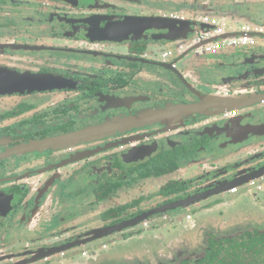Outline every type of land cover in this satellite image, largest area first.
Wrapping results in <instances>:
<instances>
[{
    "label": "flooded vegetation",
    "instance_id": "1",
    "mask_svg": "<svg viewBox=\"0 0 264 264\" xmlns=\"http://www.w3.org/2000/svg\"><path fill=\"white\" fill-rule=\"evenodd\" d=\"M84 5L79 10L71 0H0V70L62 82L51 89L0 93V101H9L0 102V202L9 205L7 210L5 204L0 206V239L31 231L38 218L48 214L62 224L49 231L44 243L36 239V247L34 240L0 247V264H49L52 256L86 257L96 251L101 262L114 264L112 253L121 248L114 244L108 255L104 241L141 238L149 230L170 228L179 213L206 212L220 202L219 192L230 181L238 176L243 180L264 165V115L253 121L254 128L240 127L235 123L242 112L212 100L239 93L243 98L238 104L260 102L247 112L264 114V59H256L264 57V43H256V38L264 39V0H84ZM112 8L130 16L190 21V32L174 36L176 46L173 40L157 38L162 31L153 30L138 40L132 35L122 39L121 32L103 33L106 38L100 39L102 18L115 14ZM233 14L261 23L255 27L263 30V37L250 32L259 37L207 52L205 46L215 36L209 35L203 45L199 35L212 31L211 19L228 16L235 22ZM254 14L261 19L251 17ZM223 23L233 33L241 26L234 28L225 19ZM111 37L121 40L109 41ZM189 38L194 59L217 69L216 74L197 73L189 82L178 69L175 55L183 52ZM252 62L261 63L256 71L261 74L240 68L226 74L232 64L248 68ZM220 110L224 113L218 124L205 117ZM222 132L224 137L210 142ZM39 141L51 144L22 150ZM244 186L262 202L254 201L256 209L264 208V177L226 192L235 195ZM61 197L67 199L66 208ZM189 197L197 201L167 209ZM255 231L264 229L249 225L220 236L206 232L197 253L180 249L173 264L203 258L212 240ZM100 233L105 234L88 241ZM60 247L64 249L55 252Z\"/></svg>",
    "mask_w": 264,
    "mask_h": 264
},
{
    "label": "rangeland",
    "instance_id": "2",
    "mask_svg": "<svg viewBox=\"0 0 264 264\" xmlns=\"http://www.w3.org/2000/svg\"><path fill=\"white\" fill-rule=\"evenodd\" d=\"M234 15V14H233ZM222 16V15H221ZM262 15L254 14V18L261 19ZM228 16L220 17L231 22L234 28H238L240 25H249L250 27H255L261 23H257L254 20L247 17H239L234 15L236 18L235 22L227 19ZM221 20V19H220ZM191 36V34H190ZM192 42V39L189 38V41L183 45V54L175 55L177 67L181 73L186 76V79L190 82L191 78L195 76V74H216L217 69L206 68L202 65L203 62L201 60L194 59V54L191 50L188 49V44ZM256 43H264V39L256 38ZM172 44L176 46L179 44V40H173ZM167 46V45H166ZM172 45L166 47L167 49L171 48ZM176 48H173V51L176 52ZM221 53V52H220ZM223 53V52H222ZM158 59L160 58L157 55ZM61 60V57L58 58L57 62ZM69 58H65L64 61H68ZM208 62V61H205ZM63 68V67H62ZM214 72V73H210ZM0 102H9L8 99L2 100ZM216 167L209 171L217 170ZM206 168H204L205 171ZM211 173V172H210ZM188 175V174H187ZM49 187L48 189H50ZM246 187L238 188V192L235 195H231L228 192H224L219 198L220 202L216 203V205L207 210L206 212H189L179 213L176 215L173 220V224L170 225V228L165 230H149L144 232L141 238H126L125 240H120V242H112V239H108L104 241L108 250L105 251L106 254L112 255V263L120 264L124 262L126 259L130 262H138L135 264H157V261L167 262V264H173L177 261V251L180 249H185L188 254L197 253L198 248L202 245L203 240L201 237L206 234V232H214L216 234L224 235L231 231H237L240 229H246L249 225L258 228L259 230L264 229V208L256 209V204L254 201L262 203L261 201L253 198L246 190ZM40 192V190H39ZM38 192V194H39ZM44 193V195L49 194ZM264 193V192H263ZM37 194V195H38ZM255 195L259 197L262 196V192L255 191ZM264 197V194H263ZM59 201V197H56ZM61 202L64 204L63 208L67 206V199L65 197H61ZM185 214L186 217H185ZM62 216V214H60ZM47 218H38V222L32 225L31 231L20 233L19 235H9L4 237L5 241L0 239V247H16V245H21L22 243L29 242L34 240L33 247L40 244V242L36 243V239L41 238V243H44V239L48 240L49 231L55 228H58L62 224L55 221L52 217ZM180 220V221H179ZM180 222V223H179ZM17 231V228H16ZM156 234V239L148 238L147 236ZM209 240H212L209 239ZM201 241V244H197ZM116 244V247L119 246L121 249L116 250L114 253L110 250ZM122 244V246H120ZM200 245V246H199ZM9 246V247H8ZM102 252V251H101ZM99 251H96L95 254H89L86 257L81 256L79 253L74 254H66L65 258H50L49 264H104L97 257ZM166 256V258H164ZM163 259H166L163 260ZM4 264H7L5 262ZM33 264H37L34 262ZM43 264V263H42Z\"/></svg>",
    "mask_w": 264,
    "mask_h": 264
},
{
    "label": "water",
    "instance_id": "3",
    "mask_svg": "<svg viewBox=\"0 0 264 264\" xmlns=\"http://www.w3.org/2000/svg\"><path fill=\"white\" fill-rule=\"evenodd\" d=\"M71 3L76 7L79 8V10H82L85 5H84V0H71ZM118 7H122V9H124V5H120ZM125 9H128L127 7H125ZM112 10L115 14H107L105 16H103L104 18H102L103 20V27L100 28V39L101 38H106V37H102L104 34L103 33H108V34H112L115 32L118 33H122L123 34V38L124 39L127 35H132L133 40H138L140 38H143L142 34L143 32L146 31H162L164 34L161 35V37H157V38H163L164 40H175L176 37L174 36H179V35H184V33L187 31L190 32V25L191 22L190 21H182V20H176L173 18H164V17H152V16H130V15H126L124 14V12L120 11L119 9H110ZM118 13V14H116ZM193 16H189L190 19H192ZM221 22H223V18H220ZM116 20V21H114ZM203 27H207V25H203ZM206 32V31H202ZM229 34H234L232 32H229ZM228 32L225 33L226 36L229 35ZM260 37H263V35L259 34ZM254 36H258V34H250V39L252 40V38ZM224 39V37H215V39ZM109 41H113V42H120V40H117L115 37H111L108 38ZM209 43L208 40H205L203 42V45ZM264 49V48H263ZM195 50V49H192ZM258 56L256 59H264L263 56L256 55ZM245 63H236V64H232L231 65V69L228 72V74L231 71H237L239 68L240 70L245 69L247 74H261V73H256V71L260 68L261 69V63L260 62H252V64H250V66L248 68L244 67ZM264 70V69H262ZM264 73V71H262ZM237 73H240L239 71ZM235 73V74H237ZM244 73V72H243ZM244 73V74H246ZM46 80V81H45ZM44 80V77L42 76H36V75H30V74H15V73H10L4 70H0V93H4V92H22L24 90H31V89H51L54 87H61L62 86V82L59 79H53L51 77H46V79ZM253 96V95H250ZM224 98V100H223ZM221 99H212L215 101V103L218 106H225L222 108H226L228 110H238L240 112H242V116L240 118V120L238 121L237 124L240 127H255L257 125L252 124L253 121H258L260 119V117H262L261 119H263V113L261 111L258 112H247V108H251L252 106L258 105L260 104L259 101L253 102L251 104H238V101L243 98L240 97L239 93H232L229 96L224 95V97ZM223 100V101H222ZM192 106H188V109L191 110ZM224 113V110H220V111H213L210 112V114H205V117L209 120H214L215 123L218 124V122H220V117L219 115ZM251 133V132H250ZM254 133V132H253ZM224 133H220V135L215 138V139H211L210 142H214L218 139H220L221 137H224ZM47 145V144H51L48 141H39V142H34V143H30L28 145H24L22 147V150H30V149H38L41 148V146L43 145ZM261 161H264V157L261 159ZM243 176H246L245 179L242 180V176H238L236 178H234L232 181H230V184L227 185V189L226 190H222L219 193H224L226 191H228L229 189L233 188V187H239V186H243L245 185L248 181H251L253 179H259L264 177V165H262L260 168H258L254 173H248L245 174ZM217 193V194H219ZM38 195H41V191L39 192ZM1 200V199H0ZM194 201H197V197H192V198H186L180 202H176V203H172L169 206H167V209H177V208H186V206L192 204ZM5 204V209H9V205L6 202L2 203L0 202V206ZM137 219H144L143 217H139ZM131 222H125L123 224H129ZM120 226V225H118ZM108 231V230H107ZM105 234V233H104ZM104 234L100 233V234H96L94 235L92 238H90V240L88 241H94L96 239H99L101 236H103ZM60 249H64L62 247L60 248H55V252L60 251ZM50 251V250H49ZM44 255H51L52 253H48V252H44ZM45 257V256H43ZM42 258V255L39 257L34 256L32 258V260H30L29 262H33L36 260H39ZM14 264H21V263H14Z\"/></svg>",
    "mask_w": 264,
    "mask_h": 264
},
{
    "label": "trees",
    "instance_id": "4",
    "mask_svg": "<svg viewBox=\"0 0 264 264\" xmlns=\"http://www.w3.org/2000/svg\"><path fill=\"white\" fill-rule=\"evenodd\" d=\"M179 264H264V232H247L224 240L211 241L203 258Z\"/></svg>",
    "mask_w": 264,
    "mask_h": 264
},
{
    "label": "built area",
    "instance_id": "5",
    "mask_svg": "<svg viewBox=\"0 0 264 264\" xmlns=\"http://www.w3.org/2000/svg\"><path fill=\"white\" fill-rule=\"evenodd\" d=\"M209 23L213 26L211 32H203L199 35L200 39L207 40L209 35H214L215 37H224L225 33L232 32V30L225 26V24L221 21H216L215 19H211ZM250 32H255L261 34L263 32L260 28H252L249 25H241L238 28V32L234 34H229V37L224 39H215L208 46H205V50L207 52H215L221 46H236V45H245L250 42ZM233 33V32H232ZM226 37V36H225ZM168 52L164 53L166 55ZM234 191V190H232Z\"/></svg>",
    "mask_w": 264,
    "mask_h": 264
},
{
    "label": "crops",
    "instance_id": "6",
    "mask_svg": "<svg viewBox=\"0 0 264 264\" xmlns=\"http://www.w3.org/2000/svg\"><path fill=\"white\" fill-rule=\"evenodd\" d=\"M251 17H253V16H251ZM255 21H256V20H255ZM257 21L261 22L260 20H257ZM262 23H263V22H262ZM225 36H226V35H225ZM225 36H224V38H227V37H229V35H228V36H226V37H225ZM226 74H228V73H226Z\"/></svg>",
    "mask_w": 264,
    "mask_h": 264
}]
</instances>
